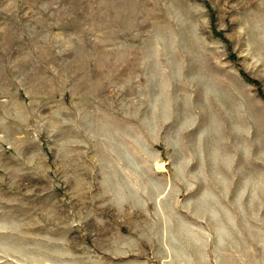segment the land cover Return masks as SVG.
<instances>
[{
    "label": "rangeland",
    "instance_id": "rangeland-1",
    "mask_svg": "<svg viewBox=\"0 0 264 264\" xmlns=\"http://www.w3.org/2000/svg\"><path fill=\"white\" fill-rule=\"evenodd\" d=\"M0 264H264V0H0Z\"/></svg>",
    "mask_w": 264,
    "mask_h": 264
}]
</instances>
